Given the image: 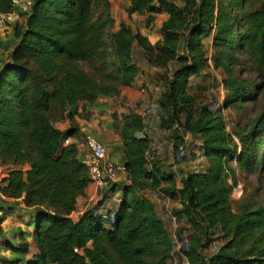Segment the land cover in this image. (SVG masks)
Here are the masks:
<instances>
[{
	"label": "trees",
	"instance_id": "trees-1",
	"mask_svg": "<svg viewBox=\"0 0 264 264\" xmlns=\"http://www.w3.org/2000/svg\"><path fill=\"white\" fill-rule=\"evenodd\" d=\"M13 1L0 0V17ZM127 1L128 15L146 16L148 28L166 14L161 40L152 43L126 21L116 28L111 0H35L26 24L15 29L17 42L0 70V201L21 199L37 209V251L26 264H168L183 256L190 264H264V204L249 194L237 207L231 199L239 172L264 180V0ZM136 47L162 73L153 104L160 128L198 137L209 168L187 173L179 186L161 158L148 159V119L115 112L127 182L108 184L76 220L71 214L91 180L90 165L78 156L77 141L85 136L76 116L89 117L86 104L134 85ZM210 61L225 74L220 107L189 91ZM261 98L255 117L231 130L226 111ZM65 118L71 123L62 130L56 122ZM173 151L177 163L186 160L183 145ZM148 190L179 199L174 214L194 228L177 252ZM118 191V208L100 212ZM186 228H179V239ZM213 241L219 244L206 254ZM10 247L21 254L31 249Z\"/></svg>",
	"mask_w": 264,
	"mask_h": 264
},
{
	"label": "crops",
	"instance_id": "crops-1",
	"mask_svg": "<svg viewBox=\"0 0 264 264\" xmlns=\"http://www.w3.org/2000/svg\"><path fill=\"white\" fill-rule=\"evenodd\" d=\"M111 2L113 5L112 10L113 17L116 21V28H119L122 18L121 15H118L117 17L116 11L120 7L123 15L125 14L129 16L125 8L129 2L127 0H111ZM131 17H139L140 20L143 21L142 29L135 27L134 24L131 25L134 32H140L147 36L152 43L162 39L161 26L164 19L166 18L165 13L158 14L156 24L151 28L146 27V16L134 14ZM26 20V15L23 12H18L16 13V16L12 22L4 26L0 25V70L4 64L9 61L10 52L13 50V47L17 42V38L15 36L16 27L22 25L24 26L26 24ZM212 38L213 37L210 36L205 39L207 49L210 50V53ZM138 64L140 65V74L138 75L137 81L134 83V85L123 87L121 89L120 95L118 96L99 97L95 104H86V113L89 114V117L82 118L76 116V121L82 126V133L84 136L86 134L96 135L97 138L105 144L107 149V157L118 162H122L121 160L125 147L119 131L113 127V113L116 112L121 117L123 114H129L133 111L142 112L140 111L142 106H146L149 102L154 104L159 96L157 93L148 94L141 90L142 85L146 82H149L148 80L150 78L153 79L154 77H157L156 68L150 65L145 58L140 62L138 61ZM210 67L213 68L212 62H210V65H208L200 74L193 76L190 80V89L192 90L198 89L199 87H205L204 93L207 94V99L212 95H210L211 92L208 87V83L211 81L210 76L208 75ZM160 84L159 86H161ZM159 86L156 85V90L159 89ZM159 91L161 90L159 89ZM221 91L223 94H225L224 89ZM190 92L192 93V91ZM223 97L224 96L222 95L220 100ZM207 99L204 98V100ZM211 100L217 101L219 98H211ZM80 111L82 112V108H80ZM151 121L152 120L149 119L146 132L152 139L153 125L151 124ZM70 123V119L65 118L56 122V125L58 128L65 130L70 126ZM77 142L78 156L85 162L89 163V150L85 146L83 139L81 138ZM208 168L209 164L206 163V168L196 171L204 172ZM3 175H5V173H3ZM123 182H127V178H125ZM105 188L106 187L100 188L95 183H89L88 187L86 188L85 195L78 198L76 209L72 212L71 216L77 220L87 208L97 204L101 199ZM152 194H162L152 190H148L146 192V195L156 204V202L151 198ZM120 199V191L114 195H110L106 199L104 205L101 206L100 212L107 213L109 210H116L119 206ZM159 200H161V198ZM0 205L2 206V208H0V216H5V220L1 223L2 232L0 233V264H26L32 255L37 251L33 239L37 209L35 207L25 206L21 199H9L7 202L0 201ZM161 219L164 225L167 226V223H169V216L166 218L164 215V217H161ZM23 243H28L30 245L31 249L29 254H21L14 251L10 247V244L13 246H19Z\"/></svg>",
	"mask_w": 264,
	"mask_h": 264
},
{
	"label": "rangeland",
	"instance_id": "rangeland-1",
	"mask_svg": "<svg viewBox=\"0 0 264 264\" xmlns=\"http://www.w3.org/2000/svg\"><path fill=\"white\" fill-rule=\"evenodd\" d=\"M117 17L118 15H121V21H126L130 25L134 24L135 27L142 29V22L139 17L132 18L127 15H123L122 11L120 10V7L116 11ZM119 20V19H118ZM120 21V20H119ZM136 53V59L137 61L144 60V56L142 55L141 51L138 47L135 48ZM210 71H208V75L210 76V83H208V87L210 89V95L207 99V94L204 93L205 87H199L198 89H190L194 96L197 98V100H200L202 102L210 101L211 98H221L223 95V92L221 91L224 89L223 87V79L225 77V74L220 71L216 70L214 68H209ZM164 72V71H163ZM162 73H158L156 70V76L153 79H149V83H155V85L159 86V78ZM166 74V73H165ZM156 81H155V80ZM159 84H158V83ZM159 89L162 90V84H160ZM156 90L154 93H157L158 95L161 94V91ZM142 90V87H141ZM143 91V90H142ZM153 93V94H154ZM225 93V92H224ZM206 98L207 100H204ZM214 100V99H213ZM212 101V100H211ZM216 101V100H215ZM213 101V102H215ZM262 98L260 101L255 103L254 101H250L249 103L245 104V107L241 111H233L228 110L226 111L227 117H228V126L232 130L233 127H235L238 122H241L242 124L250 122L260 108ZM149 102L146 106H142L140 108V111L144 112V110L147 107L153 106V104ZM151 121L152 126V141L156 142L160 147V153H161V160L163 162V166L166 169H172L177 177V182L179 183V186H181V178L185 176L187 173L196 171V170H202L206 168V163L208 164L207 159L204 157H200V143L201 140L198 137L193 136L192 134H185L184 138L180 136V129L172 128V129H162L159 125V117L157 115L150 116L149 117ZM151 128V127H150ZM179 143L180 145H183V150L186 153V160L183 163H177L175 161V154H174V144ZM238 184H241L243 186V195L241 197H237L240 194L236 193L235 197L231 196V199L233 201V206L237 207V204L239 201L244 198L246 195H251L254 197V199L257 202H260L264 204V180L262 183L259 182L258 175L257 174H245L242 172H239L238 175ZM155 195V196H154ZM151 198L156 202V208L157 212L160 217L166 216V218L174 214V211L179 209L181 207V203L179 199L177 198H171L164 195H157L152 194ZM161 198V200H159ZM178 225L174 224L169 220L168 223V230L170 232L171 238H173V235H176V238H178V231L179 228L185 226L187 227L186 230L183 232L184 236H188V238H191V235L194 233V228L187 223L185 220H178ZM178 226V230L176 227ZM175 238V237H174ZM212 249V245L209 243L206 245V248L204 249V252L208 254ZM174 252H177V246L174 247Z\"/></svg>",
	"mask_w": 264,
	"mask_h": 264
},
{
	"label": "built area",
	"instance_id": "built-area-1",
	"mask_svg": "<svg viewBox=\"0 0 264 264\" xmlns=\"http://www.w3.org/2000/svg\"><path fill=\"white\" fill-rule=\"evenodd\" d=\"M14 8L12 11L4 13L0 17V25L4 26L10 22H12L16 16V13L23 12L27 13L32 10L34 7L35 0H14ZM211 62V61H210ZM142 90L144 93H154L156 91V85L146 82L142 85ZM224 96V94H223ZM224 98V97H223ZM216 101V106L220 107L222 105V100ZM144 117H146L149 121V117L156 115L153 106L147 107L144 112H139ZM72 141L71 137H68L65 142L69 143ZM85 146L89 150V165H90V183L97 184L98 187H107L108 184L118 182L124 180L128 176V171L124 162H118L113 159L107 157V149L104 143H102L96 135L94 134H86L83 140ZM148 159L152 160L154 158H160V147L159 145L152 141L150 144V149L147 153ZM200 157L204 158L203 155L200 154ZM239 193L240 195L237 197H241L243 195V186L238 184L232 190V197H235V194ZM169 220L174 224L178 225L177 221L179 220L175 214H172L169 217ZM165 226V225H164ZM168 226V223H167ZM165 228L168 230L169 226ZM178 230V226L176 227ZM169 231V230H168ZM175 237V238H174ZM173 239L177 241V250H179L182 244H186L189 242L188 236H184L182 239L176 238V235H173ZM219 244L217 241H213L211 243L212 247ZM168 264H190V260L183 256L180 260L177 257L170 259Z\"/></svg>",
	"mask_w": 264,
	"mask_h": 264
}]
</instances>
